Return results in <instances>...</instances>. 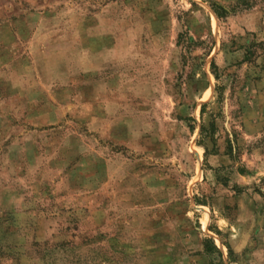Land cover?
<instances>
[{"label":"rangeland","instance_id":"obj_1","mask_svg":"<svg viewBox=\"0 0 264 264\" xmlns=\"http://www.w3.org/2000/svg\"><path fill=\"white\" fill-rule=\"evenodd\" d=\"M0 264H264V0H0Z\"/></svg>","mask_w":264,"mask_h":264}]
</instances>
